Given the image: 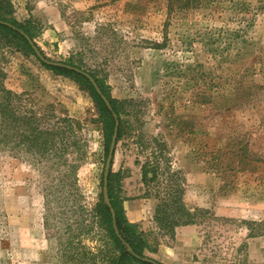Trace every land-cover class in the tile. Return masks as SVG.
Masks as SVG:
<instances>
[{"label":"rangeland","instance_id":"rangeland-1","mask_svg":"<svg viewBox=\"0 0 264 264\" xmlns=\"http://www.w3.org/2000/svg\"><path fill=\"white\" fill-rule=\"evenodd\" d=\"M10 2L16 20L37 27L33 41L48 60L82 65L120 101L125 133L111 169L121 171L128 218L156 250L147 255L264 264V235L248 229L256 221L264 232V0ZM6 55L9 89L84 122L81 191L86 203L105 199L109 150L89 92L38 56ZM41 175L0 150V264H55ZM164 208L195 223L172 237L157 219Z\"/></svg>","mask_w":264,"mask_h":264},{"label":"trees","instance_id":"trees-1","mask_svg":"<svg viewBox=\"0 0 264 264\" xmlns=\"http://www.w3.org/2000/svg\"><path fill=\"white\" fill-rule=\"evenodd\" d=\"M12 14L10 0H0V150L7 151L11 157L29 161L42 173L40 183L47 209L45 228L55 264H165L147 255V251L156 250L149 244L139 224L131 222L126 215L125 199L120 195L123 189L119 184L121 171L111 169L109 173L108 194L112 206L105 202L103 192L94 203L84 201L78 176L87 154L88 141L79 135L84 122L71 116L61 103H43L6 86V50L19 48L25 55H34L40 61L22 33L35 41L37 27L31 20H16ZM40 62L49 71L72 78L89 92L97 110V118L93 121L103 131L107 157L116 125L114 113L120 121L117 142L125 133L120 101L112 97L108 86L91 71L88 72L110 100L114 113L85 76L63 66ZM67 63L83 69L82 65ZM157 219L163 228H168L172 237L178 226L195 223L194 219L180 221L172 218L167 208L159 209ZM248 225L249 237L264 235L257 228L263 225L261 222L250 221ZM90 241L95 245H90Z\"/></svg>","mask_w":264,"mask_h":264},{"label":"water","instance_id":"water-1","mask_svg":"<svg viewBox=\"0 0 264 264\" xmlns=\"http://www.w3.org/2000/svg\"><path fill=\"white\" fill-rule=\"evenodd\" d=\"M0 22H2L0 20ZM5 24H8V25H11L10 23H7V22H4ZM26 39L29 41L30 45L32 46L33 50L35 51L36 55L41 59V61H43L44 63L46 64H49V65H56V66H63V67H66V68H69V69H72V70H75L76 72L82 74L83 76H85L89 81L90 83L93 85V87L95 88V91H97V93L100 95V97L102 98V100L105 102V104L107 105V107L114 113V109H113V106L110 102V100L106 97V95L103 93V91L101 90L98 82L96 81V79L90 74L88 73L87 71L83 70V69H80L78 67H74V66H71L69 64H66V63H62V62H57V61H50L48 60L41 52L40 50L38 49V47L36 46L35 42L31 39L30 36H28L27 34H25L24 32H22ZM115 117H116V125H115V129H114V133H113V136H112V140H111V145H110V149H109V154H108V159H107V164H106V172H105V177H104V193H105V202L109 205V206H112L111 204V199L108 195V181H109V173H110V170L112 168V165H113V160H114V156H115V152H116V147H117V139H118V132H119V120L117 119V116L116 114L114 113ZM112 213H113V217H115V210L112 208ZM145 260H148V261H151V262H154V260L152 259H148V258H145ZM155 264H158L156 262H154Z\"/></svg>","mask_w":264,"mask_h":264},{"label":"crops","instance_id":"crops-1","mask_svg":"<svg viewBox=\"0 0 264 264\" xmlns=\"http://www.w3.org/2000/svg\"><path fill=\"white\" fill-rule=\"evenodd\" d=\"M125 208V207H124ZM126 211V210H125ZM126 215H127V217H129V214L126 212ZM130 218V217H129ZM128 218V219H129ZM130 220V219H129ZM131 221V220H130ZM131 222H133V221H131ZM183 227H185V226H182L181 228H183ZM179 230H180V227H177L176 228V232H179ZM176 232H175V234H176Z\"/></svg>","mask_w":264,"mask_h":264}]
</instances>
